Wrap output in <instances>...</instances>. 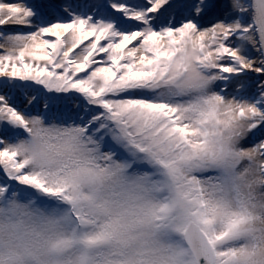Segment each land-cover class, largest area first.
Wrapping results in <instances>:
<instances>
[{
  "label": "snow or ice",
  "instance_id": "snow-or-ice-1",
  "mask_svg": "<svg viewBox=\"0 0 264 264\" xmlns=\"http://www.w3.org/2000/svg\"><path fill=\"white\" fill-rule=\"evenodd\" d=\"M0 264H264V0H0Z\"/></svg>",
  "mask_w": 264,
  "mask_h": 264
},
{
  "label": "clouds",
  "instance_id": "clouds-1",
  "mask_svg": "<svg viewBox=\"0 0 264 264\" xmlns=\"http://www.w3.org/2000/svg\"><path fill=\"white\" fill-rule=\"evenodd\" d=\"M3 224V230H0V241H3L5 244L21 245L23 241L19 239L17 233L8 226V221L5 220Z\"/></svg>",
  "mask_w": 264,
  "mask_h": 264
}]
</instances>
